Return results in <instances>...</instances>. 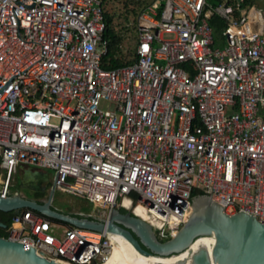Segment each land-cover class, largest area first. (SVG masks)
I'll return each mask as SVG.
<instances>
[{"label":"built area","instance_id":"built-area-1","mask_svg":"<svg viewBox=\"0 0 264 264\" xmlns=\"http://www.w3.org/2000/svg\"><path fill=\"white\" fill-rule=\"evenodd\" d=\"M107 1L0 0V194H22V168L52 170L55 191L99 214L130 210L162 240L196 189L264 224V10L156 0L138 16L135 62L107 69ZM6 238L61 264H100L114 249L111 233L30 209Z\"/></svg>","mask_w":264,"mask_h":264},{"label":"water","instance_id":"water-1","mask_svg":"<svg viewBox=\"0 0 264 264\" xmlns=\"http://www.w3.org/2000/svg\"><path fill=\"white\" fill-rule=\"evenodd\" d=\"M48 182L44 171L26 168L19 174L24 190L45 191ZM54 192L51 188L46 202L23 194H0V212L30 209L57 223L121 235L132 246L125 264H264V224L245 212L228 215L209 195L192 198L186 223L175 236L162 240L150 224L130 210L123 213L114 208L93 219L64 213L52 206ZM0 227L7 225L0 222ZM0 264L61 263L39 255L34 247L0 237Z\"/></svg>","mask_w":264,"mask_h":264},{"label":"rangeland","instance_id":"rangeland-1","mask_svg":"<svg viewBox=\"0 0 264 264\" xmlns=\"http://www.w3.org/2000/svg\"><path fill=\"white\" fill-rule=\"evenodd\" d=\"M156 0H108L105 6V10L108 16L112 18V27L117 34L122 37L121 53L125 61L131 60L134 57L135 49L138 45V33H137V19L143 9L153 4ZM257 6L264 7V0H255ZM106 107L105 104H102ZM32 169V168H31ZM49 175V182L47 183L48 191L46 196L50 198L51 188L53 185L54 172L52 170H45ZM15 188H20L19 176H15ZM21 193L25 196H32V194L23 188H20ZM52 206L60 211L71 213H84L97 215L100 214L99 209L90 204L86 199L75 196L69 193H63L55 191L53 194ZM103 213V212H101ZM62 227L54 228V234L62 237ZM106 260V259H105ZM105 260H101L104 262Z\"/></svg>","mask_w":264,"mask_h":264},{"label":"trees","instance_id":"trees-1","mask_svg":"<svg viewBox=\"0 0 264 264\" xmlns=\"http://www.w3.org/2000/svg\"><path fill=\"white\" fill-rule=\"evenodd\" d=\"M105 16H106V22H107V30H106L104 37H106L110 41V50H109L108 56L106 57L105 68L116 69L117 67L120 68V67L134 63L135 59H136L135 52H134V57L131 60H128V61L124 60L122 53H121L122 37H121V35L117 34V32L112 27V24H113L112 18L110 16H108L107 13ZM210 24L214 27L216 35H219L220 32L225 27V23H223V21L218 17L212 18ZM203 195H208V192L203 191V190H199V189H196L193 191V198L198 197V196H203ZM90 204H92V203H90ZM121 211L123 213H125L127 210L122 208ZM99 212L97 214H99ZM13 214L14 213L6 214V213L0 212V222H3L4 224H6L7 227L10 226ZM71 215L77 216V217H82V215H84V216H88L91 219L97 218V215H95V216L91 215V214L87 215V214H84L82 212L81 213H71ZM63 225H66V224H63ZM66 226H68V225H66ZM0 237H4V238L7 237V228L0 227ZM168 239H170V238H168ZM168 239H166V240H168ZM143 248L146 249L144 246H143Z\"/></svg>","mask_w":264,"mask_h":264},{"label":"bare ground","instance_id":"bare-ground-1","mask_svg":"<svg viewBox=\"0 0 264 264\" xmlns=\"http://www.w3.org/2000/svg\"><path fill=\"white\" fill-rule=\"evenodd\" d=\"M126 204V203H125ZM138 210V209H137ZM138 212V211H135ZM114 240V249L111 255L100 264H125L126 258L132 249L131 244L121 235L111 234ZM164 238L165 240L168 239Z\"/></svg>","mask_w":264,"mask_h":264},{"label":"flooded vegetation","instance_id":"flooded-vegetation-1","mask_svg":"<svg viewBox=\"0 0 264 264\" xmlns=\"http://www.w3.org/2000/svg\"><path fill=\"white\" fill-rule=\"evenodd\" d=\"M28 185L31 186L29 183H28ZM39 188H41V186ZM26 191H28V192H30L32 194V196H30V197L28 196L29 198H32V199H34V200H36L38 202H46L48 200L47 196H46L47 192H49L47 186H46L45 191H39L38 192V191H35V190H29V189H26ZM20 193H21V190H20Z\"/></svg>","mask_w":264,"mask_h":264},{"label":"crops","instance_id":"crops-1","mask_svg":"<svg viewBox=\"0 0 264 264\" xmlns=\"http://www.w3.org/2000/svg\"><path fill=\"white\" fill-rule=\"evenodd\" d=\"M258 7H259V9L264 10V7H261L260 5H259ZM219 35H220V34H219ZM24 169H26V168H22V169H20V171L17 173V176H19V174L22 173V171H23ZM16 189L20 191V188L17 187Z\"/></svg>","mask_w":264,"mask_h":264}]
</instances>
